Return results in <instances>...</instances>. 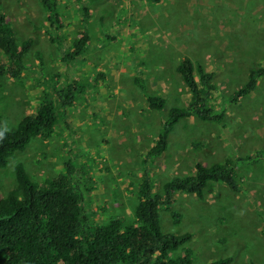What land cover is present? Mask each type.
<instances>
[{
	"label": "rangeland",
	"instance_id": "rangeland-1",
	"mask_svg": "<svg viewBox=\"0 0 264 264\" xmlns=\"http://www.w3.org/2000/svg\"><path fill=\"white\" fill-rule=\"evenodd\" d=\"M1 2L17 45H28L22 77L0 79L3 130H14L35 111L49 91L45 77L57 74L60 83L76 79L85 92L52 135L33 139L0 169V196L13 188L17 163L41 184L71 161L85 174L83 208L89 217L131 221L141 157L169 109L188 103V90L175 71L182 58L213 74L210 104L224 119L214 124L189 118L173 128L165 152L150 165L154 190L159 193L172 177L190 176L197 163L209 166L264 150V75L250 95L231 100L250 71L264 65V0H59L63 28L56 35L62 45L45 33L39 0ZM84 28L83 54L64 64L61 51ZM136 76L149 95L164 101L161 112L147 109L133 84ZM236 167L239 192L210 184L201 200L177 195L170 209L159 213L163 233L191 235L186 247L194 264L224 258L230 264H264V159ZM171 212L180 215L177 224Z\"/></svg>",
	"mask_w": 264,
	"mask_h": 264
},
{
	"label": "trees",
	"instance_id": "trees-1",
	"mask_svg": "<svg viewBox=\"0 0 264 264\" xmlns=\"http://www.w3.org/2000/svg\"><path fill=\"white\" fill-rule=\"evenodd\" d=\"M142 1L156 4L164 0ZM58 2L39 0L45 15V33L52 42L62 45L60 33L56 35L63 28ZM87 17V9L82 8L83 21ZM87 44L88 34L84 28L78 38L61 51L60 60L64 64L75 61ZM27 49V44L17 45L0 0V51L5 55V60L0 62V79L22 77ZM175 71L188 90V103L182 108L169 109L159 123L154 141L141 157L132 220L127 223L115 217L107 222L92 220L83 208L85 174L71 161L64 164L62 173L41 184L32 181L23 165L17 163L13 188L0 196V264H194L191 250L186 247L191 235L163 233L160 211H168L177 195L189 194L201 200L210 184L221 183L230 191L239 192L237 163L253 164L264 159V150L209 166L197 163L190 176L172 177L162 184L159 193L156 192L150 165L165 152L173 128L189 118L214 124H221L224 119V114L213 110L210 104L215 92L212 73H205L199 66L194 68L188 58L179 60ZM263 75L264 65L250 71L246 83L231 95V100L250 95ZM43 81L49 91L42 93L31 115L23 117L12 131L3 130L0 122V169L5 168L15 154L23 152L33 139L52 135L67 110L85 92V85L78 80L60 83L57 74ZM133 84L149 111H162L164 101L146 92L140 76L134 77ZM169 216L174 224L178 223L179 214L171 212ZM230 263V258H224L207 264Z\"/></svg>",
	"mask_w": 264,
	"mask_h": 264
}]
</instances>
